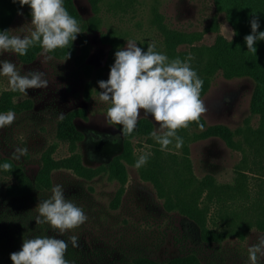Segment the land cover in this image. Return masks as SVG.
Instances as JSON below:
<instances>
[{
  "label": "rangeland",
  "instance_id": "rangeland-1",
  "mask_svg": "<svg viewBox=\"0 0 264 264\" xmlns=\"http://www.w3.org/2000/svg\"><path fill=\"white\" fill-rule=\"evenodd\" d=\"M73 2L82 16L81 22L88 23L86 27L83 23L79 25L85 37L76 40L74 55L63 53V57H58L50 52L47 56L51 58L42 62V48L32 56L28 52L24 56L0 54V61L14 63L21 75L40 71L49 81L47 88L27 89L24 95L12 92L7 77L0 76V114L9 111L16 114L11 126L0 129V154L19 165L20 171L31 178L38 174L48 154L58 160L78 152L88 163L96 165L91 155L86 154L87 145L95 139L91 130L93 123L108 127L111 138L121 135L120 125L106 123L110 104L99 100L102 89L98 81L109 78L115 62L107 36L121 43L117 51L124 49L128 40L135 41L144 51L154 43L155 51L171 59L182 57L184 61L189 57L191 45H210L217 35L230 40L235 32L224 13L217 10L215 0H99L98 5L93 0ZM92 17L99 19L96 29L90 26ZM89 28L93 30L88 31ZM32 30L31 16L20 8L10 25V34L30 37ZM171 44H176L174 55ZM211 82L206 89L207 96L226 83H249L251 89L242 107L229 120L219 121L205 112L182 136V147L177 149L173 139L168 150L185 159L197 178L210 176L217 183H233L242 154L226 140L229 133L225 127L235 129L249 118L256 124L258 116L250 109L254 82L251 78L229 79L220 72ZM204 97L202 101L206 100ZM60 113L63 119L59 118ZM124 137L135 160L159 147L153 138L149 142L148 137L135 131ZM17 147L27 149L19 161L12 158ZM124 162L126 179L123 182L107 173L89 177L70 168H54L49 173L50 188L41 192L42 199L38 197L33 205L36 208L51 196L55 185H62L66 200L82 208L87 216L84 224L68 231L78 237L80 249L89 241L127 260L145 257L165 263L188 257L204 264H249L247 250L264 235V229L251 227L242 238L225 234L216 240L180 210L165 209L154 184L141 176L140 170L134 167L135 162ZM246 173L252 183V172L246 170ZM200 197L204 202V194ZM210 209L209 217H214L211 216L214 208ZM212 220L209 218L207 227L219 230L221 225ZM259 264H264V258H259Z\"/></svg>",
  "mask_w": 264,
  "mask_h": 264
},
{
  "label": "trees",
  "instance_id": "trees-1",
  "mask_svg": "<svg viewBox=\"0 0 264 264\" xmlns=\"http://www.w3.org/2000/svg\"><path fill=\"white\" fill-rule=\"evenodd\" d=\"M98 2L99 0H93L94 5H98ZM215 3L217 10L224 13L226 20L234 28V36L228 40L217 35L214 43L210 45H191L189 55L193 59L188 62L203 81L200 97L218 72L226 78L247 76L254 82L250 109L251 113L258 116L256 124H252L249 118L235 129L223 126L229 133L226 138L228 143L242 154L236 164L234 182L217 183L210 176L199 179L192 173L185 159L170 150L161 151L160 145L154 147L147 163L139 170L143 178L154 184L167 210L173 208L180 210L196 221L203 232L220 240L221 235L225 234H234L242 238L251 227L264 229V40L256 41L255 54L248 52L244 40L245 36L251 34L250 21L253 18H257L260 25L257 33L264 32V0H215ZM63 6L69 15L77 20L78 25L83 23L73 0H63ZM20 8L18 2L0 0V32L9 31L8 34L12 36L10 25ZM23 8L26 14L31 16L30 7L25 5ZM96 20L99 21L96 17L90 19V26L95 29ZM87 24L82 25L86 27ZM90 30L93 29L89 28L88 31ZM80 36L83 34H77V38L67 47L52 52L58 57H63V53L67 56L74 55L76 40H80ZM107 37L113 46L111 54L115 55L121 43L112 41L111 36ZM175 48L176 44H171L170 50L173 55L177 53ZM40 49L39 44H36L30 46L27 52L32 56ZM167 57L173 60L171 56ZM178 58L183 60L182 57ZM188 128L180 129L177 135L185 136ZM134 131L138 134H148V141H154L151 137L153 126L147 119L144 123L136 125ZM129 148L122 151L107 167L96 169L87 168L78 152L58 160L48 154L44 156L42 168L34 178L21 172L19 165L0 154V264H12L10 254L20 251L25 239L44 236L68 242L65 259L69 264H204L196 258L188 257L165 263L145 257H132L127 260L123 255H116L111 250L105 251L98 244L89 241L84 244L83 249H80L73 247L69 241L72 234L66 232L64 235H59L48 224H36L35 217L38 212L33 204L38 197L41 198V192L50 188L47 184L52 169L66 167L87 176L108 171L111 178L123 182L126 179L124 160L136 162ZM4 163L11 164L10 171L2 168ZM246 170H250L254 176L252 183ZM42 181H45V184ZM203 194L205 200L201 202L199 198ZM211 206L214 208L211 216L214 217H209ZM209 218L213 219V223L218 222L221 228L215 230L207 227Z\"/></svg>",
  "mask_w": 264,
  "mask_h": 264
},
{
  "label": "clouds",
  "instance_id": "clouds-1",
  "mask_svg": "<svg viewBox=\"0 0 264 264\" xmlns=\"http://www.w3.org/2000/svg\"><path fill=\"white\" fill-rule=\"evenodd\" d=\"M20 7L28 5L31 9V35L10 36L9 31L0 32V54L14 53L18 56L27 54L30 46L39 44L43 49L44 61L58 48H65L77 38L80 27L76 19L69 15L63 6V0H12ZM18 15H22L18 12ZM251 34L244 37L248 52L256 53L254 47L257 40H264V32L257 33L260 27L258 19L250 21ZM179 58L169 61L168 57L155 51V44L150 43L147 51L128 40L126 47L115 52V62L110 68L109 78L98 81L99 100L110 104L106 112L108 125H120L123 134L130 135L141 117L154 118L157 130L151 133L152 138L160 145L161 151L175 140V147L181 148L183 139L177 135L180 129L188 128L191 123L199 122L206 112L204 102L200 98L203 81L191 68L188 61ZM0 76L7 77L9 89L27 95V89H45L49 81L45 73L29 71L21 75L16 65L8 60L0 61ZM64 115L60 113L59 118ZM16 114L9 111L0 114V129L12 125ZM201 127H203L201 125ZM27 152L24 148H15L12 158L19 161ZM151 153L145 152L136 160L134 167L144 166ZM11 164L4 163L2 168L11 170ZM36 210V224H48L59 235L76 229L84 224L87 216L82 208L66 200L63 186L55 185L51 196L41 201ZM73 247H78V237H69ZM68 242L55 237L44 236L25 239L18 252L10 254L12 264H69L65 259ZM249 264H259L264 258V235L258 242L248 248Z\"/></svg>",
  "mask_w": 264,
  "mask_h": 264
},
{
  "label": "flooded vegetation",
  "instance_id": "flooded-vegetation-1",
  "mask_svg": "<svg viewBox=\"0 0 264 264\" xmlns=\"http://www.w3.org/2000/svg\"><path fill=\"white\" fill-rule=\"evenodd\" d=\"M233 78L250 79V77L247 76ZM250 89L251 85L249 83H238V85H236V83H226L221 87L214 89L209 96L206 95L208 91H205L200 98L202 99L205 96L204 98L206 100L203 102H205L206 113H211V115L219 121H227L230 119L231 114H233L239 107H242L241 105ZM145 119L152 123L153 130L156 131L158 125H156L154 118L151 117V114H149L148 117H145L143 110H141V117L138 120L137 125L144 123ZM91 130L95 135V139L93 141L91 140L90 144L87 145L86 154L88 156L91 155V161H96V165H91L87 162V158H83L81 155V161L87 168L96 169L100 167H107L114 158L120 155V153L128 147L122 130H120L121 135H119L116 139L111 138L108 131L109 128L103 126L99 122H97V124L93 123ZM105 135H108L109 137H106ZM144 135L148 137V134ZM99 173L109 174L108 171H101Z\"/></svg>",
  "mask_w": 264,
  "mask_h": 264
}]
</instances>
